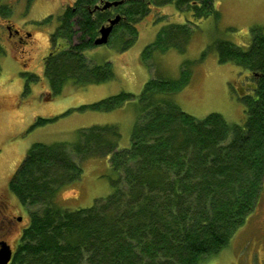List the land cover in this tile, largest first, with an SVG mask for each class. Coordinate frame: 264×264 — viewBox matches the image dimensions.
I'll list each match as a JSON object with an SVG mask.
<instances>
[{
  "label": "trees",
  "instance_id": "1",
  "mask_svg": "<svg viewBox=\"0 0 264 264\" xmlns=\"http://www.w3.org/2000/svg\"><path fill=\"white\" fill-rule=\"evenodd\" d=\"M99 2L73 0L58 16L44 62L47 97L60 94L67 81L86 86L114 78L110 61L93 63L83 51L95 46L99 27L115 14L120 20L107 43L119 35V52L135 43L136 24L152 6L173 3L196 18L218 15L212 0H124L94 9ZM187 23L164 24L144 46L140 57L148 68L154 48L186 50L192 31ZM210 47L220 62L230 60L250 72L252 91L240 96L243 124L216 112L198 118L173 101L170 94L190 79L188 60L178 77L156 73L137 96L121 90L78 106L109 111L136 99L131 144L117 147L116 123L78 128L70 142H34L8 181L27 212L8 264H201L228 244L264 187V34L252 27L246 48L225 39ZM51 119L37 117L33 125ZM98 156H108L117 172L112 191L88 207L55 204L56 190L80 177L79 161Z\"/></svg>",
  "mask_w": 264,
  "mask_h": 264
},
{
  "label": "rangeland",
  "instance_id": "2",
  "mask_svg": "<svg viewBox=\"0 0 264 264\" xmlns=\"http://www.w3.org/2000/svg\"><path fill=\"white\" fill-rule=\"evenodd\" d=\"M72 2L0 0V4L7 6L4 7L7 13H0V196L6 204V214L20 217L9 223L1 238L12 248L27 221V212L9 190L8 181L34 142H70L76 138L78 128L116 123L120 131L117 147L126 148L131 144L138 108L136 99L109 111L77 109L78 106L121 90L137 96L144 83L156 73L178 77L181 63L188 60L190 79L170 94L173 101L198 118L216 112L230 123L243 124L246 112L240 96L250 93L254 86L246 68L230 60L220 62L216 51L209 46L215 40L225 39L246 48L251 41L252 27H259L264 34V0H212L218 15L202 18L194 17L190 10H178L173 3L152 6L136 24L137 39L125 51L117 49L119 35L112 37L110 43L83 51L93 63L110 61L114 71L112 80L86 86L67 81L60 94L47 97L50 86L44 74V59L51 48L58 16ZM172 22H189L192 31L186 50L154 48L147 60L153 66L148 68L140 57L142 49L155 39L164 24ZM7 25L17 28L19 34L9 38ZM22 33L31 36L19 44V39L25 37ZM65 46L62 42L61 47ZM37 117L52 119L33 125ZM79 162L80 177L54 193L53 202L61 207H88L96 198L112 191V179L117 177V172L112 169L108 156L89 157ZM1 216L0 213V222ZM201 264H264V187L258 205L228 244Z\"/></svg>",
  "mask_w": 264,
  "mask_h": 264
},
{
  "label": "water",
  "instance_id": "3",
  "mask_svg": "<svg viewBox=\"0 0 264 264\" xmlns=\"http://www.w3.org/2000/svg\"><path fill=\"white\" fill-rule=\"evenodd\" d=\"M124 0H100V2L94 5V9L104 10L110 8L111 6H117ZM120 20V14H115L113 17L109 18L105 23L99 27V33L94 39V45L105 44L108 41L109 35L115 24ZM20 220V217L19 219ZM12 257V250L10 246L4 241H0V264H8Z\"/></svg>",
  "mask_w": 264,
  "mask_h": 264
},
{
  "label": "flooded vegetation",
  "instance_id": "4",
  "mask_svg": "<svg viewBox=\"0 0 264 264\" xmlns=\"http://www.w3.org/2000/svg\"><path fill=\"white\" fill-rule=\"evenodd\" d=\"M3 6H6V5H3L0 4V13H3L1 12V10H3ZM7 30H8V37L11 38L15 33L16 34H19L18 30H16L15 28H12L10 25H7L6 26ZM11 30V31H10ZM13 33V34H12ZM12 34V35H11ZM25 33H22L21 35H24ZM24 39L23 38H20L19 39V44L21 42H25L27 40V37H30L31 34H25L24 35ZM64 42L65 45H66V42L64 40H61V39H58L57 41V44L61 47V43ZM47 56V55H46ZM46 58V57H45ZM44 62H45V59H44ZM25 72H28V71H25ZM0 213L2 214L1 216V222H0V241L3 240L1 237L3 236V234L5 233V231L8 229V226H9V223L12 221V220H15V221H18L19 219V216H15V215H12L11 217H9L7 214H6V204L4 203V200L2 199V197L0 196ZM12 250V249H11Z\"/></svg>",
  "mask_w": 264,
  "mask_h": 264
},
{
  "label": "bare ground",
  "instance_id": "5",
  "mask_svg": "<svg viewBox=\"0 0 264 264\" xmlns=\"http://www.w3.org/2000/svg\"><path fill=\"white\" fill-rule=\"evenodd\" d=\"M34 177V176H33Z\"/></svg>",
  "mask_w": 264,
  "mask_h": 264
}]
</instances>
